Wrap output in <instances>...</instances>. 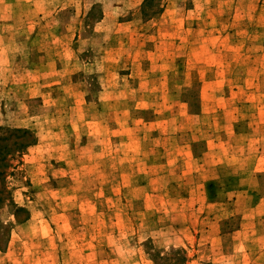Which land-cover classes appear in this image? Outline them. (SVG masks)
<instances>
[{
	"label": "rangeland",
	"instance_id": "rangeland-1",
	"mask_svg": "<svg viewBox=\"0 0 264 264\" xmlns=\"http://www.w3.org/2000/svg\"><path fill=\"white\" fill-rule=\"evenodd\" d=\"M0 173V264H264V0H0Z\"/></svg>",
	"mask_w": 264,
	"mask_h": 264
},
{
	"label": "trees",
	"instance_id": "trees-1",
	"mask_svg": "<svg viewBox=\"0 0 264 264\" xmlns=\"http://www.w3.org/2000/svg\"><path fill=\"white\" fill-rule=\"evenodd\" d=\"M26 146H28V145H26ZM2 174L0 173V176H1Z\"/></svg>",
	"mask_w": 264,
	"mask_h": 264
}]
</instances>
